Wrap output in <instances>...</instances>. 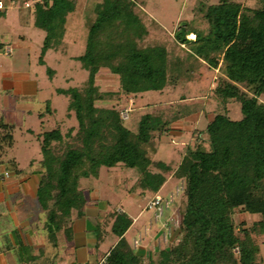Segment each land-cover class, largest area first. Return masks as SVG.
Instances as JSON below:
<instances>
[{"label": "trees", "instance_id": "16d2710c", "mask_svg": "<svg viewBox=\"0 0 264 264\" xmlns=\"http://www.w3.org/2000/svg\"><path fill=\"white\" fill-rule=\"evenodd\" d=\"M255 1L259 3L255 8L234 0H217L200 7L207 30L179 28L175 32L176 41L187 46L184 59H172L162 44L141 45L148 29L135 11L134 0L96 4L83 53L76 57L87 71L85 84L58 90L70 98L68 109L77 119L81 146L69 147L58 155L53 145L63 139L61 130L54 128L39 135L42 170L37 199L46 211L45 228L55 246L61 230L70 239L72 211L78 217L83 215L86 200L79 179L97 176L102 166L121 164L136 173L134 187L153 196L167 176L182 179L186 207L180 238L145 257L135 254L123 237L131 218L113 212L111 231L119 240L104 264H260L256 260L259 247L250 231L264 233V219L250 229H239V234L231 219L238 208L264 216V103L260 101L264 97V0ZM74 9L73 0H41L36 4L35 26L46 34L41 64L44 53L61 42L67 16ZM192 61L221 68L212 93L224 111L215 113L205 128L195 129L191 143L171 161L153 158L155 135L166 134L175 121L199 111L200 101L184 100L146 111L133 130L115 107L96 105L102 93L94 79L101 67L118 76L122 92L135 95L162 93L181 78L191 77ZM234 100L239 103L240 119H232L225 108ZM1 126L5 125L1 122ZM205 135L208 148L202 143Z\"/></svg>", "mask_w": 264, "mask_h": 264}, {"label": "rangeland", "instance_id": "374dc122", "mask_svg": "<svg viewBox=\"0 0 264 264\" xmlns=\"http://www.w3.org/2000/svg\"><path fill=\"white\" fill-rule=\"evenodd\" d=\"M73 1L75 9L72 13L68 14L64 36L57 46L48 49L44 53L42 57L43 64L39 62V57L46 34L37 28L33 29L34 31L31 35L32 43H30L26 51L20 53L19 58L10 59L8 56L7 58L4 57V60H7L6 62L10 65L12 63L9 60H14L17 62L15 65L19 66L18 69L25 68V72L30 73V78L37 82L38 87L36 95L27 96L24 101L16 104L13 103L12 110H8V105L10 104L6 100V97H0V113L6 121L15 125L13 131L15 144L12 148L7 149L4 156L9 157L15 154L20 166L26 172L31 167L33 168L34 164L39 165V161L36 160L42 159V151L37 135L43 131L54 128L61 130V133L64 135L63 139L60 142H54L53 145V151L58 155H62L69 147L81 146L77 135V119L74 112L68 109L70 98L68 95L58 92V90L73 87L82 88L85 84L87 71L81 67L76 57L83 53L86 34L95 17L94 8L102 0ZM134 1L136 4L135 11L141 16L148 29V35L141 42V45L162 44L170 51L169 54L172 59L175 57L184 59L187 53V49H185L187 46L183 47V45L176 41L175 32L179 28L182 30H188L189 28L207 30V22L202 18L199 8L217 2V0ZM234 1H239L243 6L247 7L255 8L259 6V3L255 0ZM186 37L190 39L194 38V36L190 37L189 34H186ZM190 65H192L193 72L191 77L181 78L176 82L175 86H167L162 93L148 91L135 95L122 92L119 87L118 76L111 73L107 68L101 67L94 79L95 85L102 93V97L96 100V105L105 108L115 107L126 126L133 130L137 125L140 115L146 111H152L158 107L172 106V104L184 100L186 102L200 101L201 109L199 111L184 119L175 121L172 124V129L166 134L155 135L156 139L153 142L155 153L153 158L162 159L166 162L171 161V159L179 156L183 151L184 144L187 143V139H183L184 136H176L174 133L183 132L185 128L187 130L190 127L192 131L190 133L193 134L195 129L205 128L208 120L215 113L224 111L222 103L216 100L212 93L215 83L220 76L221 68L213 69L201 61H192ZM9 98L13 99L12 94H9ZM260 101L264 103V97H261ZM225 108L232 119L241 118L242 114L237 101H231ZM171 131L174 133H171ZM202 143L208 148L206 135L203 136ZM32 159L34 162L30 164L29 161ZM92 177H86L87 179L85 180L84 178H80L79 188L82 185L88 187V184L95 182V179ZM99 177L104 183H108L109 180L112 190L121 199L123 207H127L128 203L132 204L130 212L134 215L147 205L148 198L153 196L150 193H141L140 189L135 188L133 183L136 179V173L131 169L124 168L121 164L110 169L102 166ZM124 177H126V184H124V181L121 182V179ZM173 182L175 181H171L169 185ZM164 191H160L161 196H165V198L161 197L164 200L162 201V212L157 211L154 219H160L162 213H164L163 211H166L163 209L169 206L172 199L176 202L174 207L176 221L175 223L168 224V226H164L163 240L165 247H167L180 238L179 226L187 199L182 179L173 192L165 194ZM127 193L130 196H127ZM31 201L27 206H29L33 213L34 222L38 223L37 230L35 231L37 233L36 238L45 247L46 253H44V257L47 258V264L52 262L56 264L52 250L55 253L60 251L54 248L47 236L46 229L42 227L46 211L43 210L36 198L31 199ZM116 209H113L116 213L123 212L122 207ZM154 211L148 209L143 213L145 216H151ZM73 215H75L74 210L72 211ZM163 215L165 216L166 214ZM231 219L237 226L236 230L237 234H239V229H250L255 222L263 220L264 216L246 213L238 208L234 210ZM128 235H131V231ZM250 236L259 247L256 260L260 264H264V233L256 234L251 230ZM127 238L129 240V237ZM157 243L159 242H156V246L158 247ZM105 245L101 249L105 250L107 248ZM233 252L237 253L238 249L235 248ZM51 260L53 261L51 262ZM16 264H22V262L17 261Z\"/></svg>", "mask_w": 264, "mask_h": 264}, {"label": "crops", "instance_id": "0c3cea01", "mask_svg": "<svg viewBox=\"0 0 264 264\" xmlns=\"http://www.w3.org/2000/svg\"><path fill=\"white\" fill-rule=\"evenodd\" d=\"M1 2L0 97H6L10 104L8 110H12L13 103L22 102L27 96L36 95L38 87L37 82L30 78V73L25 72V68L18 69L19 66L15 65L17 62L14 60V62L9 60L12 63L10 65L6 62L7 60H4V57L19 58L20 53L26 51L32 43L31 35L33 29L37 28L35 26V6L41 0H1ZM6 46L11 48L9 55L3 52ZM9 94H12V100L9 98ZM1 122L5 126L0 127V133L3 135L0 137V264H16L17 261H21L22 264H47V258L44 257L45 247L36 238L35 231L38 223L34 222L33 213L27 206L32 202L31 199H37V186L42 170L41 158L36 160L39 161V165L34 164V167L26 172L20 166L15 154L9 157L4 156L7 149L12 148L15 144L13 136L15 125L6 121L0 113ZM190 132H192L190 127L187 130L185 128L183 132H176L177 134L171 131L176 136H184L183 139H187L184 146L192 140ZM40 134L37 135L39 146ZM33 162V159L29 161L30 164ZM100 169L98 175L92 177L95 182L88 184V187L83 185L80 187L86 203L82 216H72L68 229L70 239L68 240L64 230H61L57 233V245L55 246L50 241L54 248L60 251L55 253L52 250L56 264H96L101 260L119 240L111 231L113 209L118 207H122V213L131 218V225L123 237L135 254L145 257L160 248H166L163 240L164 226L175 223L174 207L176 202L172 199L169 206L163 209L166 211H163L164 213L158 220L154 219L156 211L151 216L144 215L143 212L148 210L147 207L145 208L146 205L134 215L130 212L132 204L128 203L127 207L122 206L121 199L112 190L109 180L108 183L100 180ZM123 181L126 184V177L121 179V182ZM171 181L175 182L169 185ZM179 181L180 179L173 175L167 176L156 195L161 196L160 191H164V189H166L165 194L173 192ZM127 196L130 195L127 193ZM161 197L165 198L164 195ZM45 224L46 216L42 225L44 229H46ZM130 231L131 235H128ZM156 242H159L157 243L158 247ZM103 245L107 247L105 250L101 249Z\"/></svg>", "mask_w": 264, "mask_h": 264}, {"label": "built area", "instance_id": "2783aa9c", "mask_svg": "<svg viewBox=\"0 0 264 264\" xmlns=\"http://www.w3.org/2000/svg\"><path fill=\"white\" fill-rule=\"evenodd\" d=\"M2 8V2L0 0V9ZM3 52L6 55H9L11 53V48H9L8 46H6L3 50ZM162 198L159 195H154L152 196L148 202L146 207L150 210H155L156 212L159 211L160 213L162 212ZM105 259H106V255L96 264H104L105 263Z\"/></svg>", "mask_w": 264, "mask_h": 264}]
</instances>
